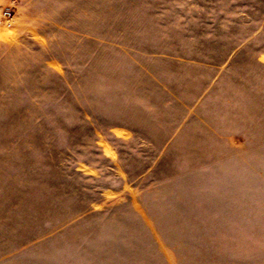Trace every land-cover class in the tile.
Listing matches in <instances>:
<instances>
[{"label":"rangeland","instance_id":"374dc122","mask_svg":"<svg viewBox=\"0 0 264 264\" xmlns=\"http://www.w3.org/2000/svg\"><path fill=\"white\" fill-rule=\"evenodd\" d=\"M29 8L52 24L0 45V264H142L145 155L119 130L156 113L187 117L159 155L149 129L147 264H264V0Z\"/></svg>","mask_w":264,"mask_h":264},{"label":"crops","instance_id":"0c3cea01","mask_svg":"<svg viewBox=\"0 0 264 264\" xmlns=\"http://www.w3.org/2000/svg\"><path fill=\"white\" fill-rule=\"evenodd\" d=\"M38 0H13V4L15 6L14 14L10 17H4L1 16V9L0 7V45L1 43H18L21 41L20 37V30L23 26H26L28 24H31L33 21H41L46 20L47 23L52 24L49 20V12L45 13L42 11L41 13H33L31 8H29L31 5H33ZM5 2H9V0H0V6L4 4ZM25 2V3H24ZM6 29L10 30L12 32L11 36H8L5 32ZM36 35L38 36L39 40H45L44 36L38 32V30H35ZM148 56V54H147ZM152 67L147 66V81L150 82V84L154 85L155 90H165V86L161 81H159L158 77L155 76V74L152 71ZM148 85V83H147ZM147 86V90H148ZM161 114L156 113V115L148 116L147 119H144L142 122V125L139 126L136 129H124L120 128L119 134L126 138L128 142H132L133 139L139 138L142 139L140 142V147H142V152L145 155V165L143 168V171L139 173L135 178H130L128 173V179L125 182L129 186L137 187V186H143V188H140V191H136V193H129L126 198H128L133 206L132 212L134 213V217L137 219L134 221L135 224L138 225L139 229L142 231V239L140 242H142L143 249L145 251V257L143 259L142 264H147V138L151 137L153 133L149 131L150 127L152 126L151 123H154V126L156 127L158 132H155L153 137H164L165 140L163 143L157 148L155 151L157 155L165 153L167 148L171 147L169 143H171L172 139H177L181 137L183 130L181 129V126L183 127V122H185L186 114L181 117L179 120H176V125L170 131V133L162 132L160 129V123H161ZM150 143V141H148ZM152 143V142H151ZM140 205L141 208H137L136 205ZM105 211V210H103ZM110 212V211H106ZM116 212V211H112Z\"/></svg>","mask_w":264,"mask_h":264}]
</instances>
